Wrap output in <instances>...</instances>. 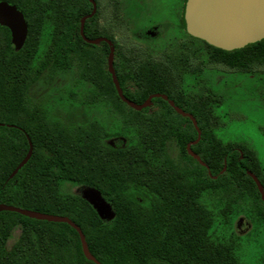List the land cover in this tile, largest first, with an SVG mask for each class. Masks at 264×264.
Instances as JSON below:
<instances>
[{"label":"trees","instance_id":"1","mask_svg":"<svg viewBox=\"0 0 264 264\" xmlns=\"http://www.w3.org/2000/svg\"><path fill=\"white\" fill-rule=\"evenodd\" d=\"M5 1L21 11L27 32L15 48L9 29L0 25V203L68 217L98 264H239L235 237L214 232V212L202 196L222 201L219 212L227 225L240 202L262 203L245 172L257 173L255 153L221 141L202 125L199 133L165 128L187 118L160 97L154 101L167 108L164 114L124 104L108 76L96 77L100 65L79 34L83 29L94 37L93 17L80 22L86 12L80 0ZM209 46L214 60L231 67L264 66V38L231 50ZM73 68L86 103H117L124 110L113 132L124 143H106V131L95 120L74 121L70 112H52L29 94L35 83L50 78V70ZM204 118L198 115L199 124ZM171 140L179 158L167 151ZM187 142L206 166L186 153ZM29 143V159L11 174ZM65 185L96 187L113 216L101 218L79 191H65ZM97 263L84 255L78 232L68 223L0 210V264Z\"/></svg>","mask_w":264,"mask_h":264},{"label":"flooded vegetation","instance_id":"2","mask_svg":"<svg viewBox=\"0 0 264 264\" xmlns=\"http://www.w3.org/2000/svg\"><path fill=\"white\" fill-rule=\"evenodd\" d=\"M86 1L89 3V6L86 5ZM185 1L80 0L82 3L80 7L81 11H86L81 16V18L86 16L83 23L86 19L93 17L90 33H94V37H87L83 33V29L79 31V34L89 44V46H85L84 48L90 51L92 49L94 56L98 60L100 72L96 76L97 79H105L104 76H108L117 97L124 104L147 114H164L167 108L160 107V104L154 101L156 97H160L174 112L187 118L185 119L186 122L165 123V128H193L197 131L201 130L200 125H202L203 129L215 132L221 128V123L215 121V116L223 117V115H227L228 111L220 109L226 99V87L225 85H216L219 80H215L214 75L219 73L224 74L225 72H248L249 74H253L256 73L254 68L258 66H255L250 71H246L245 69L231 67L223 61L214 60L213 54L215 50L209 46L210 44L198 37L192 36L186 30L184 23ZM65 2L67 3V1ZM93 9L92 15L88 16ZM124 33L128 36L126 40H124L125 38H120V34L124 35ZM86 39H96L98 41L91 43ZM196 39L201 42L196 41ZM110 54L111 67L118 86V81L122 82V88H119L124 97L137 105L147 102L145 106L136 109L119 97L108 67V57ZM64 73H74L76 84L81 86V92L77 99L88 106L101 105L105 109L110 119L109 128L103 127L100 119L90 116V113L86 110L85 112L79 111L74 113L75 107L68 106L63 112H70L72 115L70 119L74 121L86 122L95 120L106 131L104 138L106 143L112 146L118 142L124 143L125 139L122 135L113 133L120 124L119 111L124 110L119 108L117 103L114 105L104 102L86 103L87 101L83 96L84 86L78 82L74 68L70 71H57L56 73L50 70V78L45 76L42 79L47 78V80H52ZM70 91L74 92V90H69V98L72 100L76 99L75 92L73 97H71ZM134 99H139L140 101L136 102ZM169 101H172L174 105L187 114L176 111ZM54 108V106H50L52 112L63 113L55 111ZM199 114L205 116L201 124L198 122ZM188 144V142L185 144V151L192 156L187 150ZM190 149L197 155L195 150L191 147ZM236 149L242 158V151L237 147ZM167 151L175 158H179L181 154V151L173 140L168 143ZM194 159L197 160L196 158ZM199 159L203 162L202 165L206 164L201 158ZM256 169L260 178L257 174L251 172L256 175L264 189V169L259 165V162L256 164ZM248 171L247 169L245 170L246 174L253 181ZM86 187L97 189L94 186L85 185L75 187L74 190L79 191L81 194V190ZM256 190L262 203L251 204L246 201L240 202L239 208L241 207V211L238 210V212L241 213L243 207H247L250 210L255 209L258 214V221L260 222L255 227L258 233H262L264 231V198L257 187ZM239 213L238 215H233L229 223V225H232L229 233H232L234 230L238 236H242L252 230V224L249 222L247 214L242 215ZM230 239H232V236L227 237V240Z\"/></svg>","mask_w":264,"mask_h":264},{"label":"rangeland","instance_id":"3","mask_svg":"<svg viewBox=\"0 0 264 264\" xmlns=\"http://www.w3.org/2000/svg\"><path fill=\"white\" fill-rule=\"evenodd\" d=\"M177 1L179 0H174V2ZM120 38H125L124 40H126L128 36L124 33V35L120 34ZM196 41L201 42L197 39ZM254 70L256 73L253 74L248 72H225L224 74L214 75V79L219 80L216 85H225L226 87V99L220 109L228 111L227 115L216 117L217 122L221 123V128L215 132L217 137L223 142H238L247 149L252 150L259 165L264 169V66H258ZM69 90H74L76 99L72 100L69 98ZM80 92L81 86L76 84L74 73H64L52 80H47V78L40 80L32 86L29 94L33 99H38L52 107L54 106L57 112H63L68 106L75 107L74 113L85 112L86 110L90 113V116L100 119L103 127L109 128L110 119L105 109L101 105L88 106L84 104L77 99ZM257 176L260 178L258 174ZM65 187H63L65 191H74V187L71 185ZM202 200L214 212V232L222 235L224 239H227L228 236L235 237V253L239 264H264V231L258 233L256 230L255 226L260 222L255 209L250 210L247 207H243L242 212H238L242 215L247 214L248 220L252 224L251 231L238 236L234 230L229 233L232 225H227L223 222V216L219 212L222 201L215 203L213 198L207 194L202 196ZM240 208L239 211H241ZM238 213H235L234 216L238 215Z\"/></svg>","mask_w":264,"mask_h":264},{"label":"water","instance_id":"4","mask_svg":"<svg viewBox=\"0 0 264 264\" xmlns=\"http://www.w3.org/2000/svg\"><path fill=\"white\" fill-rule=\"evenodd\" d=\"M93 11L94 9L88 16H91ZM85 17L86 16L81 18V23H83ZM184 23L189 34L206 41L212 46L224 50L239 48L264 38V0H186ZM0 25L6 26L9 29L12 44L15 48H19L26 36V22L21 11L14 4L8 3L5 0H0ZM86 40L91 43H96L98 41L96 39ZM108 67L119 97L136 109L145 106L147 102L137 105L122 94L111 67V54L108 57ZM169 103L176 111L187 114L174 105L172 101H169ZM197 131L199 133V130ZM189 145L190 144L187 145L188 152L203 164L199 157L191 151ZM31 152L32 145L29 143L26 155L14 168L11 174L15 173L26 163ZM248 174L252 177L258 191L264 198V189L261 182L251 171H248ZM81 195L92 205L101 218L110 219L113 216V211L109 203L105 201L100 191L97 189L86 187L81 190ZM0 210L16 211L37 219L68 223L78 232L84 255L97 263L96 259L88 250L82 231L68 217L42 213L4 203H0Z\"/></svg>","mask_w":264,"mask_h":264}]
</instances>
